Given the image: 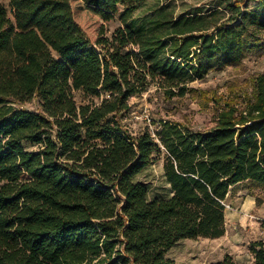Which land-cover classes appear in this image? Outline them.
Returning a JSON list of instances; mask_svg holds the SVG:
<instances>
[{
	"label": "trees",
	"instance_id": "1",
	"mask_svg": "<svg viewBox=\"0 0 264 264\" xmlns=\"http://www.w3.org/2000/svg\"><path fill=\"white\" fill-rule=\"evenodd\" d=\"M145 1L9 0L11 16L0 3V264H173L179 240L224 234L233 185H264V71L211 127L162 121L152 135L124 123L150 85L180 97L237 64L259 43L264 0L177 16L162 6L135 25ZM74 90L92 99L78 104ZM33 98L39 111L23 107ZM161 146L171 193L150 198L135 178ZM249 252L264 264V239Z\"/></svg>",
	"mask_w": 264,
	"mask_h": 264
},
{
	"label": "rangeland",
	"instance_id": "2",
	"mask_svg": "<svg viewBox=\"0 0 264 264\" xmlns=\"http://www.w3.org/2000/svg\"><path fill=\"white\" fill-rule=\"evenodd\" d=\"M8 2L9 0H0L11 16ZM247 2L248 7H253L256 0ZM162 6H167L175 16L182 13H202L213 7L223 10L225 7L219 0H146L133 12L131 22L139 24L143 18L154 14ZM224 13L227 14L226 11ZM120 24L117 19L106 22L107 33ZM256 36L259 38L258 45L247 51L237 64L212 69L201 79L191 81L183 96L167 98L155 85L132 95L128 99L130 108L124 115V123L133 132L146 127L152 135L161 129L162 121L179 122L191 128L204 129L214 124V117L224 102L236 103L242 107V101L252 93L254 77L264 71V31ZM218 65L215 63V67ZM73 97L78 104L92 99L80 90H74ZM23 107L39 111L36 98ZM145 113L149 115V121L144 118ZM23 145L27 150H37L39 146L31 142H23ZM154 157L135 179L146 185L150 198L168 196L171 191L164 177L165 150L162 146ZM251 198L259 205L258 208L249 209L247 202ZM224 203V234L215 238L179 240L166 253L173 264H206L221 259L226 253L238 264H251L249 244L253 240L264 238V185L241 182L230 188Z\"/></svg>",
	"mask_w": 264,
	"mask_h": 264
},
{
	"label": "crops",
	"instance_id": "3",
	"mask_svg": "<svg viewBox=\"0 0 264 264\" xmlns=\"http://www.w3.org/2000/svg\"><path fill=\"white\" fill-rule=\"evenodd\" d=\"M242 182H247V181H242ZM251 182V181H250ZM239 183H241V182H239ZM239 183H237V184H239ZM237 184H235V185H237ZM235 185H233V186H235ZM232 186V187H233ZM231 187V188H232ZM230 192V191H229ZM229 194V193H228ZM227 197V196H226ZM248 205H249V209L251 210V209H253V208H258V206L259 205H257L256 203H255V200H254V198H251L250 200H248ZM248 209V210H249ZM226 216V215H225ZM250 217H252V216H250ZM264 239V238H263ZM251 264H254V260H253V257H252V259H251Z\"/></svg>",
	"mask_w": 264,
	"mask_h": 264
},
{
	"label": "built area",
	"instance_id": "4",
	"mask_svg": "<svg viewBox=\"0 0 264 264\" xmlns=\"http://www.w3.org/2000/svg\"><path fill=\"white\" fill-rule=\"evenodd\" d=\"M143 116H144V118H145L146 120H148V121L150 120V117H149V115H148L147 113H145ZM135 117H136V116H135ZM136 118H138V116H137Z\"/></svg>",
	"mask_w": 264,
	"mask_h": 264
}]
</instances>
